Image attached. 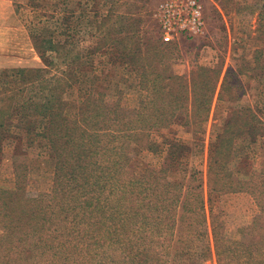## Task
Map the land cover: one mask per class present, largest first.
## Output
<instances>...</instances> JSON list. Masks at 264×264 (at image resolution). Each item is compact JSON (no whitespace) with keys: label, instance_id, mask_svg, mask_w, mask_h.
<instances>
[{"label":"trees","instance_id":"16d2710c","mask_svg":"<svg viewBox=\"0 0 264 264\" xmlns=\"http://www.w3.org/2000/svg\"><path fill=\"white\" fill-rule=\"evenodd\" d=\"M262 2L264 9V0ZM114 14L116 16L105 18L116 19L118 33L133 35L130 42H134L126 47L120 62L136 64L142 60L140 50L146 46L155 54L160 52L161 46L153 43L147 27H139L141 21L134 13ZM144 14L146 23L151 20V14L148 11ZM261 14L259 11L257 30L261 27ZM157 32L158 35L159 29ZM109 33L110 30L106 32ZM64 35L67 38L66 32ZM36 37H32L34 41L42 40L41 36ZM198 37L201 36L185 37L184 40ZM37 42L35 48L39 52L55 53L54 59L65 53L67 46L66 40L58 43L60 45L50 39ZM160 42L166 47L167 44ZM107 48L122 52L119 43L114 41L107 43ZM261 52L259 49L254 51L255 68L258 69ZM54 59L44 61V69H19L14 87L0 85V93L9 94L6 98L10 100L8 109L0 107V144L4 137L10 136L12 127L32 131L40 119V136L54 159L53 185L49 194L27 197L17 173L13 190L0 189V264H200L198 251L202 250L203 243H209L202 185L187 188L177 184L165 176L164 168L155 173L146 169L141 177L130 173L131 144L135 140L130 134L135 122L117 104L110 108L107 117L106 114L101 116L100 109L96 108L91 117H101V124L106 127L108 121L119 126L117 131H109L111 137H98L88 128L90 119L86 113L95 108L90 98L83 102L74 118H68L64 114V104H61L66 71H62V77H45L49 73L48 67L67 63L65 55L61 61ZM78 59L76 55L75 60ZM220 67L193 66L186 76L172 73L155 76L146 67L138 68L142 83H148V75L154 78L149 87V101H141L144 112L137 118H148L146 126L154 118L149 126L153 128H169L173 121L193 134L203 133ZM243 67H237L239 73L234 71L236 75L230 68L226 71L218 101L232 103L246 94L241 91L240 78L252 77L246 75ZM231 76L238 81L230 84L227 80ZM27 86L34 93L39 92L41 102L32 106L30 102L35 95L28 98L29 102L19 105L17 95ZM149 106H152L150 113ZM111 114L112 119L109 118ZM238 115L254 123L246 120L234 127L231 120ZM229 116L226 134L231 132L235 136L254 139L259 125L263 126L261 119L249 108L236 110ZM33 118H36L35 122ZM217 143L218 138L213 144ZM175 147L179 148L178 145ZM231 148V145H223L218 157L210 158L209 203L211 195L249 192L259 214L239 228L238 239H230L226 236L225 221L210 212L214 256L217 264H264V154L260 173L255 175L250 170V175L236 177L233 169H229L233 156ZM170 156L169 152L167 164L174 158ZM212 175L213 180L225 183L212 186ZM203 249L208 250L207 245Z\"/></svg>","mask_w":264,"mask_h":264},{"label":"rangeland","instance_id":"374dc122","mask_svg":"<svg viewBox=\"0 0 264 264\" xmlns=\"http://www.w3.org/2000/svg\"><path fill=\"white\" fill-rule=\"evenodd\" d=\"M159 1L161 0H129L128 2L122 0L116 2L115 0H0V85L14 87L17 85L19 69H44L43 62H49L56 57L55 53L39 52L35 48L37 41L41 43L45 39H50L56 45H60L63 40H66L65 53L54 60L61 61L62 55H65L67 63L48 67L46 71L49 73L45 74V77L49 78L55 75L62 77V71H66L64 75L66 87L62 94L63 102H61L62 105L64 104V114L70 119L74 118L83 102L90 98L94 101L92 103L95 108L86 113L90 119L88 128L97 133L98 137H111L112 134L109 131H117L119 126L108 121L106 125L109 126L106 127L103 123L101 124V117L99 119L91 117L95 109L99 108L101 116L106 114L107 117L110 108L117 104L119 109L123 108L124 112L129 113L127 117L135 122L130 134L135 140L131 144L132 158L128 166L129 172L136 177H141L146 169L155 173L164 168L165 176L177 184H183L187 188L189 185H202L203 209L209 243H203L202 250L198 251L199 262L200 264H217L212 248L209 213L212 212L213 215L225 221L226 236L230 239H238L239 228L251 222L259 214L249 192L211 195V203H209L208 165L211 157L212 159L218 157V152L223 145H231L233 156L229 169H233L236 177L250 175V170L257 175L262 168L264 154V69H261L264 66L263 2L262 0H199L203 5L204 34L192 40L181 38L178 42L167 44L165 47L161 45L159 34L157 35L158 26L152 17V11ZM146 11L151 14V20L145 23ZM259 11L262 12V20L260 30H257ZM115 12H119V15L134 13V17L141 21L139 27H147L149 35L155 42L151 41L161 46L160 52L155 54L146 46L140 50L142 60L136 64L120 62L126 47L129 44L133 45L134 42H130V37L133 35L118 33V28L115 26L118 23L116 19L105 18L116 16ZM141 28L139 31L142 30ZM108 30L110 33L106 34ZM64 32L67 33V38ZM36 36H41L42 40L34 41L32 37ZM111 41L119 43L121 53H116L113 48L112 50L107 48V43ZM256 49L262 51L259 57V69L255 68L257 63L253 58ZM76 55L79 57L78 60H75ZM111 57L114 59L112 60ZM242 57L245 58L241 59ZM142 66L155 76L163 73L186 76L193 66L212 69L221 66L208 120L203 125V133L193 134L187 127L183 128L174 124L173 121L169 128H153L149 126L155 121L154 118L148 126L145 124L148 118H137L139 113L144 112L141 101H147V99L149 101V87L154 78L148 75V83H142L141 73L138 71V68L141 69ZM240 66H244L242 70L247 76L252 77L240 78L241 91L244 90L246 94L232 103L218 101V92L226 71L230 68L233 72L239 73ZM234 80L238 81V78L231 76L227 81L232 84ZM38 93H34L27 86L17 95L16 101L21 105L22 102H29L28 98ZM6 94V92L0 93V107L2 106L5 110L10 105ZM41 101L42 98L37 95L30 103L33 106ZM151 107L149 106V113L152 111ZM243 108L253 110V113L262 121L263 126L259 125L260 132L258 131L254 139L251 136L240 137L231 132L225 133L229 115ZM112 117V114L109 115L110 119ZM246 120L254 123L243 115H238L231 121L236 127L244 124ZM35 121L36 118H33V122ZM40 122L38 119L35 129L28 132L24 127H12L10 136L2 139L0 189L13 190L16 186L15 173H17L27 197L46 195L51 191L54 159L46 141L40 136ZM83 127L84 122L81 124V130ZM217 138L218 145L213 144L216 143ZM175 145L179 148L176 149ZM169 152L174 157L172 162L170 161L171 164L169 162L167 164L166 161L169 158ZM176 156L179 158L176 159ZM223 183L225 182L221 180H213V175L211 176L212 186L219 187ZM205 245L208 250L203 249Z\"/></svg>","mask_w":264,"mask_h":264},{"label":"built area","instance_id":"2783aa9c","mask_svg":"<svg viewBox=\"0 0 264 264\" xmlns=\"http://www.w3.org/2000/svg\"><path fill=\"white\" fill-rule=\"evenodd\" d=\"M164 44L202 36L205 31L203 5L199 0H161L152 11Z\"/></svg>","mask_w":264,"mask_h":264}]
</instances>
